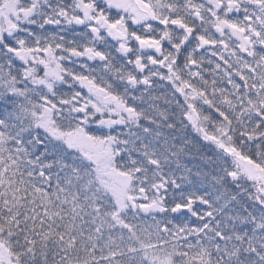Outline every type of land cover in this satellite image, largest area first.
Instances as JSON below:
<instances>
[{
    "label": "snow or ice",
    "instance_id": "snow-or-ice-1",
    "mask_svg": "<svg viewBox=\"0 0 264 264\" xmlns=\"http://www.w3.org/2000/svg\"><path fill=\"white\" fill-rule=\"evenodd\" d=\"M129 124L161 137L178 169L153 157L125 173L118 203L151 218L138 225L148 247L171 249L141 251L140 264H264V0H0V173L23 165L37 189L59 192L73 137L111 152ZM192 147L208 173L180 163Z\"/></svg>",
    "mask_w": 264,
    "mask_h": 264
},
{
    "label": "trees",
    "instance_id": "trees-1",
    "mask_svg": "<svg viewBox=\"0 0 264 264\" xmlns=\"http://www.w3.org/2000/svg\"><path fill=\"white\" fill-rule=\"evenodd\" d=\"M157 103L161 109L167 107L162 101ZM141 123L154 132L163 133L169 140L181 135L179 131L170 132L162 122L159 127L144 121ZM107 132L105 129L97 135H106ZM112 134L117 138L113 143V150L116 151L113 155L116 170L120 173L131 170L130 162L148 166L153 157L162 161L164 172H178L177 158L165 156L167 146L161 137L146 135L134 124L117 128ZM125 138L128 140L126 146L121 143ZM176 142L179 143V140ZM120 153H124L123 159L119 157ZM189 153L190 158L188 155L180 158L182 165L194 173L197 170L204 173L210 171L200 160V152L196 147L189 149ZM73 162L75 167L66 174V183L61 185L59 192L54 185L52 191L37 189L36 182L28 180L23 165L15 170L16 174L0 173L3 178V185L0 186V232L8 229L16 234L14 241H10L7 236L0 237V247L9 261L16 258V264H97L101 256L111 258V253L115 251L125 254L118 259L117 264H132L130 257L133 252L137 256L136 264H140L141 251L161 257L165 251H171L170 248L162 250L147 246L149 242L138 225L150 222L151 218L122 209L115 195L101 183L95 165L82 153H73L72 159L68 161L69 166ZM201 183L211 194H215L216 188L207 176L202 177ZM102 206L110 211L106 214L92 213L93 208ZM113 219L116 223H113ZM156 219L160 217L156 216ZM18 224L24 225V228L21 230ZM116 224H121V227L117 228ZM25 240L31 241V245L25 244ZM29 252L36 254L35 260ZM176 264H182V261L178 260Z\"/></svg>",
    "mask_w": 264,
    "mask_h": 264
},
{
    "label": "rangeland",
    "instance_id": "rangeland-1",
    "mask_svg": "<svg viewBox=\"0 0 264 264\" xmlns=\"http://www.w3.org/2000/svg\"><path fill=\"white\" fill-rule=\"evenodd\" d=\"M71 143L74 148L80 150L79 152L82 153L88 161L95 165V169L101 183L106 187L107 190L111 191L115 195L117 201L118 199H123L125 195L123 191V185L125 182L128 183L129 188L132 185L128 176L125 174H120V172L116 170V163L114 159L116 151L113 150L115 147L112 145L110 152L104 147L103 142L98 143L90 138L85 139L79 136L73 137L71 139ZM118 204L122 209L125 211L127 210V200H123V206H121L120 203ZM136 213H139V211ZM0 255L3 256H1L0 259H2L5 264H9V260L6 257L3 248L1 247Z\"/></svg>",
    "mask_w": 264,
    "mask_h": 264
},
{
    "label": "water",
    "instance_id": "water-1",
    "mask_svg": "<svg viewBox=\"0 0 264 264\" xmlns=\"http://www.w3.org/2000/svg\"><path fill=\"white\" fill-rule=\"evenodd\" d=\"M132 211H133L134 213H136L138 210H137V209H135V208H133V209H132Z\"/></svg>",
    "mask_w": 264,
    "mask_h": 264
},
{
    "label": "flooded vegetation",
    "instance_id": "flooded-vegetation-1",
    "mask_svg": "<svg viewBox=\"0 0 264 264\" xmlns=\"http://www.w3.org/2000/svg\"><path fill=\"white\" fill-rule=\"evenodd\" d=\"M120 174H122V173H120Z\"/></svg>",
    "mask_w": 264,
    "mask_h": 264
}]
</instances>
